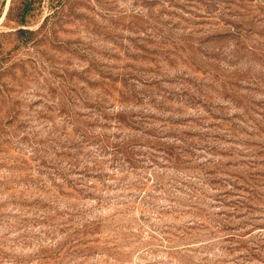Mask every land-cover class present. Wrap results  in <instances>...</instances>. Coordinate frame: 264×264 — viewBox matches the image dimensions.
I'll return each mask as SVG.
<instances>
[{
  "label": "rangeland",
  "instance_id": "374dc122",
  "mask_svg": "<svg viewBox=\"0 0 264 264\" xmlns=\"http://www.w3.org/2000/svg\"><path fill=\"white\" fill-rule=\"evenodd\" d=\"M0 264H264V0H0Z\"/></svg>",
  "mask_w": 264,
  "mask_h": 264
}]
</instances>
